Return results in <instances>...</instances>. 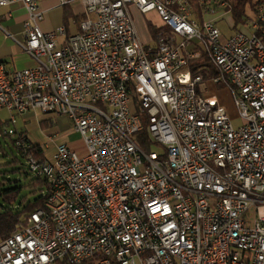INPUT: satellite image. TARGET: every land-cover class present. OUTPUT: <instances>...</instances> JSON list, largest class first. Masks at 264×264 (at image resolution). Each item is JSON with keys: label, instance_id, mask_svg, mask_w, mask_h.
Wrapping results in <instances>:
<instances>
[{"label": "built area", "instance_id": "built-area-1", "mask_svg": "<svg viewBox=\"0 0 264 264\" xmlns=\"http://www.w3.org/2000/svg\"><path fill=\"white\" fill-rule=\"evenodd\" d=\"M39 1L0 0L25 8L17 43L35 60H0V136L47 183L44 206L0 239V264H264V4L223 40L205 13H230L227 0H198V14L192 0H59L81 3L70 33L41 29ZM131 6L160 18L155 45ZM30 110L65 115L85 153L60 143L47 159L16 126Z\"/></svg>", "mask_w": 264, "mask_h": 264}, {"label": "rangeland", "instance_id": "rangeland-1", "mask_svg": "<svg viewBox=\"0 0 264 264\" xmlns=\"http://www.w3.org/2000/svg\"><path fill=\"white\" fill-rule=\"evenodd\" d=\"M68 5H70L74 13L78 12V8H79L78 2H73L72 4H68ZM248 12L253 18H255V16H253V12H250V9L248 10ZM132 15L136 23L140 24V28H141L140 32L144 37L143 39H145L143 42L145 44L155 45V40L153 39L154 35L151 32L153 38L150 33L148 36V34H146V27L148 28L149 24L151 23L155 25L159 24L160 18L154 13H148L143 15L137 11L134 12L132 11ZM147 19H150V21L148 22ZM74 21H76L74 20V16L73 15L69 16L66 21L67 27L71 29ZM48 22L52 24L51 26L52 29L50 30H54L56 29V27L62 25L63 7L52 9ZM231 22H232V17L229 14L220 18L217 22V26L221 30L222 33L221 38L223 40H226L229 36H231L234 33V29L232 27ZM153 24L151 25L155 29V25ZM144 25H146V27ZM63 40L64 39L62 38V41ZM211 89L213 92H215L218 95L221 103L227 109L228 115L231 118L232 125L234 127H238L239 125H241L243 123V119L240 117L238 111L236 110L233 104L230 92L226 90V88L224 87L223 88L212 87ZM37 114L38 117L41 118L49 117L50 120L52 119L51 122L49 123V125L51 126L41 127L37 122L35 126L30 127L28 130L29 139L31 140L32 143L38 144L42 147L43 153L47 159L49 160L52 159V155L55 151V148L60 143H68L72 148H75L79 152V154L83 155L85 153V145L81 135L74 131L71 125V121L65 115H54V114L40 113V112H37ZM15 115L17 118L16 126L22 124L23 121L21 120L19 114L15 113ZM9 117H10V112H8L6 109L0 110V121H2L3 124L7 123L5 121L8 120ZM0 143H1L0 179L1 178L7 179V183L2 187L9 186L10 184H8V179H13V178H19L23 182L27 183L29 178L32 177V174L26 170V167L24 166L23 157H21L20 154L17 152V150L9 143L7 138L0 136ZM2 148L4 149V151L2 150ZM14 156L19 157L21 162L17 164L12 163V159ZM14 167L24 168L23 169L24 172H27L28 174L26 179H24L20 174L13 173L11 170ZM3 170L5 171L3 172Z\"/></svg>", "mask_w": 264, "mask_h": 264}, {"label": "trees", "instance_id": "trees-1", "mask_svg": "<svg viewBox=\"0 0 264 264\" xmlns=\"http://www.w3.org/2000/svg\"><path fill=\"white\" fill-rule=\"evenodd\" d=\"M196 13L200 11L198 0H192ZM228 5L226 9L230 12L233 19V29L234 31L239 30L243 26L247 25L249 20L253 19L250 12H253V16H256V7L260 4H264V0H227ZM73 15L74 20L81 18L82 14L74 13L70 5H63V24L66 25L67 18ZM150 30L155 35L156 30L149 24ZM256 34L261 36L264 41V23L260 24L259 28L256 30ZM204 56L201 57V59ZM202 62L211 65V72L209 76H214L217 74L216 68L212 65L208 57H205ZM199 62L197 60H192V68L195 69V65ZM205 78L208 75H204ZM218 88H223V84L217 83ZM51 122L50 119H45L40 121L41 126H48ZM145 132V131H143ZM7 138L9 143L15 148L12 140L6 135H1ZM38 145V144H34ZM39 146V145H38ZM144 150L149 151L151 149H158L157 146H150L147 141L141 146ZM1 148V143H0ZM16 149V148H15ZM4 151V149L2 148ZM17 150V149H16ZM18 152V151H17ZM19 153V152H18ZM20 154V153H19ZM41 153L39 152V155ZM21 156V154H20ZM22 157V156H21ZM19 157L14 156L12 163H20ZM24 166L26 167L25 163ZM22 167H14L11 171L15 174H20L24 179L28 176L27 172H24ZM26 170L28 171L27 167ZM5 170H3L4 172ZM29 172V171H28ZM7 183V179H0V239L5 238L13 231L19 229L29 213L44 206L46 200V195L43 191L47 189V183L43 180L32 176L29 178L27 183L23 182L19 178L8 179L9 186L2 187ZM57 264H95V257L84 260L81 263H62L59 261Z\"/></svg>", "mask_w": 264, "mask_h": 264}, {"label": "crops", "instance_id": "crops-1", "mask_svg": "<svg viewBox=\"0 0 264 264\" xmlns=\"http://www.w3.org/2000/svg\"><path fill=\"white\" fill-rule=\"evenodd\" d=\"M75 2H78V6H79L78 12L76 13L81 14V11H82L81 3L80 1H75ZM39 5H40V9L43 12V19L39 22V25L42 30L48 31L52 29L51 28L52 24L48 22L51 10L58 8V7L62 8L63 6L59 5V0H40ZM130 9H131V13L132 11L139 12V10L135 6H131ZM148 13L156 14L154 11H150ZM227 14L231 15L230 13L218 12L217 14L205 13V17L214 19L217 24L218 20ZM26 18H27V12L20 2H15L9 5L0 6V60L5 62L7 67L10 69L24 68V67H29L35 64V60L30 55H28L21 48V46L17 43V42L23 41V22ZM147 20L148 22L150 21V19H147ZM134 22L137 27L139 37L141 41L143 42L145 39H143L144 37L142 36V33L140 32L141 31L140 24L136 23L135 20ZM231 23L233 26V19ZM144 26L146 27V25ZM67 30L69 33L76 31V26H74L73 24L72 28L70 29L69 27H67ZM149 33L151 34V31L148 26V28L146 27V34H148L149 36ZM209 93L218 97V95L215 92H213L212 89L209 91ZM37 112L39 111L30 110L25 113H18L23 122L22 124L17 125V126L18 128L25 130L27 135H28V130L30 127L35 126L37 122L40 125L41 120H45L47 118L49 119V117L47 118L38 117ZM1 124H3L2 121H0V125ZM48 126H51V125H48ZM41 127H44V126H41Z\"/></svg>", "mask_w": 264, "mask_h": 264}]
</instances>
